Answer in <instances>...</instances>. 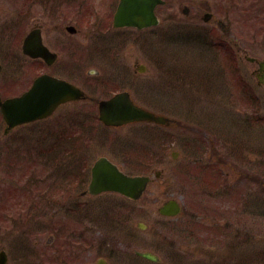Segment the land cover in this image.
I'll use <instances>...</instances> for the list:
<instances>
[{"label":"rangeland","instance_id":"rangeland-1","mask_svg":"<svg viewBox=\"0 0 264 264\" xmlns=\"http://www.w3.org/2000/svg\"><path fill=\"white\" fill-rule=\"evenodd\" d=\"M115 1L0 0V62L5 66L6 73L17 75L18 66L24 64L21 69L33 72L32 79L36 68L32 67L28 70L26 63L20 59V46L25 34L35 25L41 26L43 41L59 57H65L66 49L74 46L73 53H81L78 59H81L85 65L86 60L82 59L90 60L105 52L113 56L112 60L126 66L131 75L137 65L135 67L134 61H128L124 54L128 52L129 46H133L140 63L159 74L158 77L152 73L135 77L136 85L132 92L136 91L140 97L134 95L135 98L137 97L136 99L142 104L165 113L169 118L195 128L192 134L204 142L202 148L204 150L208 146L207 140L209 142L213 140L210 129L220 131L219 135L214 136L217 140L216 150L219 151L217 157L219 159L225 157L229 164L235 162L236 158L240 162L234 167L235 172L225 165L219 170L220 174L221 171L225 173L224 178L227 177V180L232 182L226 184L229 190L220 189L223 187L220 185L218 175L212 174L208 178L205 174H199L200 178H206V186L199 188L197 185L195 190L189 188L192 195H181V187L192 186L195 170L190 168L193 166L191 161L198 155L189 153L193 148L182 151L185 138L182 135L188 134L172 128L168 136L171 142L169 146H164L168 149L164 154L159 149V139H157L158 144H148V148L140 147L139 155L135 154L134 150L126 152L124 148H117L120 150L118 153L108 154L114 163L129 173L150 174V177L154 178V171H161L160 180L149 186L140 201L131 203L112 194H100L96 197L79 195L87 185L82 183L79 187L81 189L76 192L78 194L73 192L75 195L71 196V202L65 206L68 195L64 187L67 181H59L56 176H52L53 181L49 178V182H54L53 187L56 189L52 197H45L43 188L46 189L48 184H39L41 173L34 167H27L23 157L16 156L20 155L22 150H26L27 143L33 142L34 137L38 139L37 135L44 133L46 123L18 129L10 136L2 137L3 125L0 119V151L7 153L4 155L0 152L2 154L0 202L3 201L1 198H7L5 211L0 205V250L6 251L8 264H95L99 257L107 258L110 264H148L132 256L134 251H149L156 254L160 258L159 264H264V120L263 125L249 120L248 115L253 112L245 105L231 106L229 102L226 108L211 100L214 97L208 95L206 86L223 91L224 83L222 76L217 72L205 73L202 67L205 64L203 61H194L205 58L199 51V42L188 48L194 50L193 56L190 57V50L181 48L179 50L184 51L186 56L178 58L173 45L172 50L167 51L164 48L165 43L160 44L158 41L153 43L144 33H115L105 28L103 24L108 23L103 21L104 16L109 14V6L111 3L115 4ZM181 1L168 0L167 5L159 10L162 12V23H169V27L171 25L174 27L169 32L174 36H178L179 33L187 35L191 29L184 27L185 24L189 22L195 24V21H189L181 15L179 11L183 6H179ZM189 1L202 10L213 8L217 3L216 6L224 3L222 0ZM241 2L242 0H237L235 6V10L237 9L240 14ZM177 7H180L178 11H176ZM84 11L86 15H83ZM96 12L99 13L98 18L93 15ZM233 15L234 20H239L238 14L233 13ZM174 16L181 22L171 21L175 19ZM262 21L264 22V15ZM198 23L201 24V21ZM66 25H73L78 30V34L74 36L66 34L63 30ZM204 27L210 29V25ZM263 31L258 30L257 33L253 31L251 35L248 32L247 37H244L249 45L248 55L251 57L258 59L264 57V37L260 35ZM161 47L163 62L159 55ZM104 60L106 61L105 58ZM28 64L30 65L31 62L28 61ZM74 67L77 65L75 64ZM93 67L101 69L94 61L92 65L91 62L89 63L88 68ZM170 68L175 71L184 68L186 72L182 71L180 78L187 74L191 79L203 77L205 86L196 87L192 92L183 91L180 85L172 91V85L176 80L169 75ZM253 69H255L254 64L245 63L244 68L239 71L248 87L255 91L254 95L259 97L262 106L259 114L263 115L260 117L264 119V88L258 86L251 76ZM161 73L165 76L163 82L159 80ZM71 74L72 77H69L71 80L79 84L84 82L78 71ZM105 78L108 76L105 75ZM124 82H128V79L125 78ZM147 82H154V85L158 86L151 90L154 94L165 93L162 98L166 95L167 105L164 104L165 102L155 107L149 105L146 89L141 88ZM197 83L194 85L196 86ZM161 85L163 88L160 87ZM9 88L0 84V92ZM96 93L104 97L100 91ZM190 104L192 106H189ZM216 107L221 110H217L215 116L213 111ZM253 110L256 112L255 109ZM246 121H249V126L245 125L249 129L243 128L240 124ZM137 126L139 125L127 127L124 134ZM227 126L232 130L233 137L226 132L227 138H225V128H229ZM204 129L207 130L203 132L204 134H198L197 131ZM36 130L39 131L33 135H26ZM112 134L113 132H108L109 137ZM26 137H30L28 142L25 141L28 140ZM242 145L246 146L241 148L240 154L239 146ZM13 147L17 149L13 150ZM31 147L27 154L33 153V145ZM103 147L107 150L109 146L105 144L100 148ZM145 149L153 151L147 153ZM171 151H180L181 159L173 161L170 158ZM220 151L226 154L220 155ZM98 153L99 150L85 161L87 167L92 165ZM127 156L137 157L140 164H132ZM202 159H204L202 164H210V161H205L209 159L206 156ZM182 165L186 168L183 169ZM57 169L59 173L64 174L61 167ZM27 173H31L29 179L25 177ZM80 174L82 175L81 171ZM156 183H160L159 186ZM28 184L31 185L32 193L27 192V189L26 192L24 191ZM14 185L21 186L23 192L14 189ZM3 192L6 195L3 196ZM41 194L43 197H40ZM182 196L185 209L181 211V215L170 220L158 215L157 208L165 200L173 198L182 203ZM36 198L37 215L29 220L31 222L22 221L24 217L22 204L26 199ZM6 214H13L14 217H11V220L8 217L7 220ZM138 223H142L145 229H138ZM49 240L52 241L50 245Z\"/></svg>","mask_w":264,"mask_h":264},{"label":"flooded vegetation","instance_id":"flooded-vegetation-1","mask_svg":"<svg viewBox=\"0 0 264 264\" xmlns=\"http://www.w3.org/2000/svg\"><path fill=\"white\" fill-rule=\"evenodd\" d=\"M199 14V13H198ZM40 27V26H39ZM41 29V27H40ZM225 29H226V35L229 37L230 40H232V31H231V23H226L225 25ZM130 31V30H128ZM102 36L103 34L100 35V40H102ZM134 51V47L133 46H129L128 47V52L124 54V57L129 61L130 59L133 58V61L134 63L137 62V57L136 55L134 56L132 53ZM131 52V53H129ZM65 57H59L57 55V59L55 60V62L49 67L50 69V73L53 75V76H58V74L61 72V73H67L69 70H71V63L68 59V57L66 55H64ZM104 58L106 59V61L104 60ZM113 56L112 55H109V54H106V53H103V55H97V56H94L92 57L90 60L88 59H82V60H86V63L84 65V62L81 61V59H78V69H79V72L82 73L84 76L87 77V80L88 81H91L90 83H85L84 82V85L87 86V88H85V90L87 91L86 94H87V98L85 99V101H83L84 103H82V105L84 104H88L89 103V98H93V97H96V95H94V88H95V85H94V80H91L89 78H93V77H90L88 76L89 74V70L88 69V66H89V63L91 62V65L93 64V60L94 62H96L98 64V66L101 67V69L97 68V72H96V77L94 79H96L95 81H97L98 79V76L99 77V81L103 84V90H111L112 88H116V89H119L117 90L116 92H120L122 90H127L128 93L130 95H132L134 97V95L136 96V92H132L133 90V87H135L136 85V82H135V79L138 77V74L140 73V71L136 72L135 71H132V75L130 74V70L127 69L126 66L124 65H120L119 62L116 60H112ZM264 58V57H263ZM261 58V59H263ZM35 62H38L39 64L35 65V68L36 70H34V75H33V79L36 77V73H38L40 71V66H41V62L39 60H36ZM251 64H254L255 65V69H253L251 72L255 75V77L257 78V81H258V76H259V66H263L264 67V61L262 60H258V65L257 63L254 62H251ZM33 72H27L25 70H18V75L17 77L15 78L14 76H10V79L8 80H4L5 83H9L11 85V88H10V92H11V97L13 96H16L20 93H22L23 91H25V89H27L31 82L33 81V79H31V74ZM156 74L155 76H157V72L155 70H151L149 68V70H146L145 71V74ZM26 74H29V76H27ZM105 75H107L109 78H116L113 79V81L111 79H106L105 78ZM261 76V74H260ZM89 77V78H88ZM136 77V78H135ZM125 78L128 79V82H124ZM132 78V79H131ZM1 82V80H0ZM149 83H152V82H149ZM135 90V89H134ZM89 94H91V97L89 96ZM228 94L230 95L231 92L228 91ZM70 105V104H69ZM69 105L65 104V106H63L60 110L57 109L55 113H59V116L56 120V123L58 124L59 122V125L63 124L65 127L62 128L59 126V133L58 135H56V137L60 140H64L66 141L67 139H70L72 137V134L71 133H68L67 131V126L69 124V121H70V117L71 115L67 112V109L69 108ZM87 136L84 135V144H83V147H87ZM163 145H161V151L163 152ZM88 152V150H86ZM161 152V153H162ZM52 243L51 240H49V245Z\"/></svg>","mask_w":264,"mask_h":264},{"label":"water","instance_id":"water-1","mask_svg":"<svg viewBox=\"0 0 264 264\" xmlns=\"http://www.w3.org/2000/svg\"><path fill=\"white\" fill-rule=\"evenodd\" d=\"M128 2V3H127ZM122 4V7H127L129 6L130 9L134 10L138 14L141 12H145L146 6L143 1L141 0H127ZM154 2V0H153ZM145 17L142 16L141 21L145 22V19H152L151 11L145 12ZM142 15V14H141ZM140 15V16H141ZM38 50H42L39 45H37ZM38 86V84H37ZM49 90H41L40 94L47 95L49 94ZM37 93H39L37 91ZM35 99H37L35 97ZM43 103L41 104L42 107ZM2 107V110L4 111V116L6 119H8L10 122L14 121H20L24 120V116L22 114V107H23V99H15L11 101H7L4 104H0ZM12 106H16L15 109ZM111 105L109 103H106V105L103 106L104 111L109 113V118L110 119H115V121L112 122H118L116 120H130L131 118L135 119H152L154 121L163 123L165 120L163 118L159 117H154L151 114L145 113L144 111L141 110H128V109H123L121 110L120 108H115V107H110ZM42 112H44L46 109L45 107L42 109L40 108ZM103 111V110H102ZM103 111V112H104ZM14 113V116H13ZM110 121V123H112ZM101 164L98 163L96 166L93 168V185H102L100 188L102 189H113L115 191H118L120 193L127 194L129 196H136V193L139 194V192L143 189L145 182L147 181L146 178H140V177H134V178H128L125 177L121 174H117L116 172H111L107 173L105 175H100V168ZM115 175V180L112 182V177ZM117 176V178H116ZM112 183V184H111ZM104 185V186H103ZM94 187V186H93ZM93 189V188H92ZM91 189V190H92ZM98 189V190H100ZM93 192V191H92ZM179 211L178 206L174 202H169L168 204L164 205L160 209V212L165 215H175ZM149 258L153 259L152 257L148 256ZM0 264H3V256H0Z\"/></svg>","mask_w":264,"mask_h":264}]
</instances>
